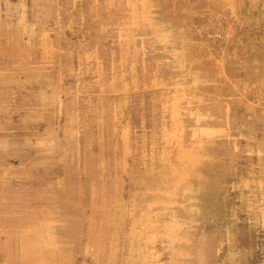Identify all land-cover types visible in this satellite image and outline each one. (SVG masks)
<instances>
[{"label":"rangeland","instance_id":"rangeland-1","mask_svg":"<svg viewBox=\"0 0 264 264\" xmlns=\"http://www.w3.org/2000/svg\"><path fill=\"white\" fill-rule=\"evenodd\" d=\"M0 264H264V0H0Z\"/></svg>","mask_w":264,"mask_h":264}]
</instances>
